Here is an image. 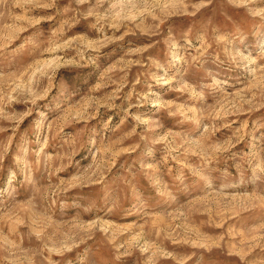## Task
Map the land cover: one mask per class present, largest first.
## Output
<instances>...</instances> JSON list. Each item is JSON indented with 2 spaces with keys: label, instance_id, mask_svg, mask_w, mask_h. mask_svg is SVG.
<instances>
[{
  "label": "rangeland",
  "instance_id": "obj_1",
  "mask_svg": "<svg viewBox=\"0 0 264 264\" xmlns=\"http://www.w3.org/2000/svg\"><path fill=\"white\" fill-rule=\"evenodd\" d=\"M0 264H264V0H0Z\"/></svg>",
  "mask_w": 264,
  "mask_h": 264
}]
</instances>
